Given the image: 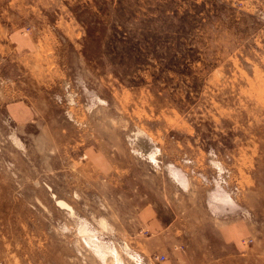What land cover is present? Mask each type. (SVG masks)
Here are the masks:
<instances>
[{"label":"rangeland","instance_id":"374dc122","mask_svg":"<svg viewBox=\"0 0 264 264\" xmlns=\"http://www.w3.org/2000/svg\"><path fill=\"white\" fill-rule=\"evenodd\" d=\"M117 262L264 264V0H0V264Z\"/></svg>","mask_w":264,"mask_h":264},{"label":"bare ground","instance_id":"6f19581e","mask_svg":"<svg viewBox=\"0 0 264 264\" xmlns=\"http://www.w3.org/2000/svg\"><path fill=\"white\" fill-rule=\"evenodd\" d=\"M135 136H136V138L142 140L145 143V144L143 143V146H144L143 147L144 148L143 151H145L146 155L148 154V157L151 156V154H152L151 153L152 146H149L148 139L146 138V136L143 133H136ZM60 203L63 204L62 201H60L59 204ZM102 225H104L103 222H102ZM79 231L83 234V236L86 235V237H87V239H86L87 245L94 249L95 253L99 256V258L105 259V257L108 255V253H112L115 256L116 253H115V250L113 248L102 245L101 242L97 241V236L94 233H91L90 231L86 230L84 226H80ZM120 245L122 246L121 248H123V250L124 249L126 251L128 250V246H126L125 242L120 243ZM121 259H122V257H121ZM120 263L121 262H119V263L117 262V264H120Z\"/></svg>","mask_w":264,"mask_h":264},{"label":"built area","instance_id":"2783aa9c","mask_svg":"<svg viewBox=\"0 0 264 264\" xmlns=\"http://www.w3.org/2000/svg\"><path fill=\"white\" fill-rule=\"evenodd\" d=\"M161 258H163V256H161Z\"/></svg>","mask_w":264,"mask_h":264}]
</instances>
